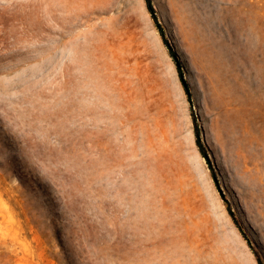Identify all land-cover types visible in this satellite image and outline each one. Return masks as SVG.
<instances>
[{"label":"rangeland","instance_id":"1","mask_svg":"<svg viewBox=\"0 0 264 264\" xmlns=\"http://www.w3.org/2000/svg\"><path fill=\"white\" fill-rule=\"evenodd\" d=\"M151 1L190 98L145 0H0V264H264V0Z\"/></svg>","mask_w":264,"mask_h":264},{"label":"trees","instance_id":"2","mask_svg":"<svg viewBox=\"0 0 264 264\" xmlns=\"http://www.w3.org/2000/svg\"><path fill=\"white\" fill-rule=\"evenodd\" d=\"M145 1H146V5H147V8H148V11L150 12L152 18H153L154 21H155V25H156V27H157V29H158V32H159V34L161 35V37H162V39H163V42H164L165 46L168 48L169 53H170L171 57L173 58V60H174V62H175V64H176L177 71H178V74H179L180 80H181V82H182V84H183V86H184V89H185L187 95H188L189 98H190L189 90H188V88L186 87V85H185V83H184V77H183L182 65H180L181 63L178 61L176 53H175L174 50L172 49V47H171V45L169 44L168 40L166 39V37H165V33H164V30H163L162 26L159 24V22H158V20H157V18H156V14H155V11H154L153 6H152V1H151V0H145ZM194 121H195V119H194ZM195 135H196V144H197V146H198V148H199V150H200V153L203 155V157L208 161L209 165L211 166V163H210V161H209V159H208V155H207V153H206V150H205V148H204V146H203V144H202V141H201V139H200V133H199V130H198L197 125L195 126ZM211 168H212V167H211ZM214 176H215V175H214ZM258 263H259V264H262V262H261L260 259H258Z\"/></svg>","mask_w":264,"mask_h":264},{"label":"water","instance_id":"3","mask_svg":"<svg viewBox=\"0 0 264 264\" xmlns=\"http://www.w3.org/2000/svg\"><path fill=\"white\" fill-rule=\"evenodd\" d=\"M177 59H178V57H177ZM178 61H179V59H178ZM181 65V64H180ZM184 83H185V85H186V87L188 88V90H189V86H188V84H187V82H186V80H185V78H184ZM209 159V158H208Z\"/></svg>","mask_w":264,"mask_h":264}]
</instances>
